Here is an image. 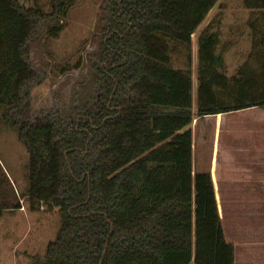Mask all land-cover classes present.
Wrapping results in <instances>:
<instances>
[{"label":"trees","instance_id":"obj_1","mask_svg":"<svg viewBox=\"0 0 264 264\" xmlns=\"http://www.w3.org/2000/svg\"><path fill=\"white\" fill-rule=\"evenodd\" d=\"M71 1L51 0L47 11L0 0V104L30 156L20 195L0 165V216L21 208V196L33 211L59 207L61 226L37 264H236L218 179L245 172H223L219 155L212 170L195 173L191 126L196 117L264 110V0H243L254 13L257 67L229 76L212 21L199 34L196 110L193 37L219 0H104L93 101L77 99L74 116H32L30 86L43 73L31 45L43 23L52 36L63 30ZM174 42L188 51L184 69L173 66Z\"/></svg>","mask_w":264,"mask_h":264},{"label":"rangeland","instance_id":"obj_2","mask_svg":"<svg viewBox=\"0 0 264 264\" xmlns=\"http://www.w3.org/2000/svg\"><path fill=\"white\" fill-rule=\"evenodd\" d=\"M20 1L29 6L51 10V0ZM233 2L227 4V9L222 10L227 14L228 25L232 23L230 15L242 11L243 8L239 1ZM103 3L104 0L69 2L64 28L57 36H52L48 32L51 23H43L40 38L31 45L30 53L33 63L43 73L42 79L34 81L30 86L32 116L54 110H60L63 116H74L76 112L73 107L77 99L83 103L93 101L96 89L91 57L100 51L102 41L100 31L103 26L101 16L105 13L102 10ZM219 11L221 10L216 9L215 12ZM233 25L234 23L231 26ZM198 36L199 33L194 34L192 47V74L195 75L194 110L197 109L198 59L195 47L198 48ZM172 47L173 66L183 69L188 67V51L185 45L174 42ZM228 57L236 55L229 53ZM228 57L227 59H230ZM78 63L81 66L77 68ZM66 68L69 69L64 71ZM238 69L226 67V73L232 76ZM6 111L7 106L0 104V165L8 177L11 175L13 183L19 187L17 193L20 195L29 185L30 156L18 138V127L5 120ZM245 113L247 112L238 111L231 114L230 123L238 125L240 115ZM200 123L201 119L197 117L194 172L209 169L210 165L207 163L212 161L214 133L209 123L213 124L214 120L206 122L205 126H200ZM242 135L239 132L238 136ZM197 159H200L202 164H198ZM244 178L246 177L237 179H243L244 182ZM237 184L239 185L237 196H224L225 234L236 246V264H264V197L246 196V184ZM222 188L224 191L225 187ZM20 202L23 210L17 212L5 210L0 216V264H37L38 260H44L48 244L56 238L61 226L59 207L43 204L40 210L33 211L27 199L21 196Z\"/></svg>","mask_w":264,"mask_h":264},{"label":"crops","instance_id":"obj_3","mask_svg":"<svg viewBox=\"0 0 264 264\" xmlns=\"http://www.w3.org/2000/svg\"><path fill=\"white\" fill-rule=\"evenodd\" d=\"M223 1L219 0L218 3L212 8V10L207 15L206 19L200 24L195 35L201 33V31L211 23L215 32L219 34V42L217 44L216 50L223 54L224 65L226 67L239 68L243 64L251 66H258V63L250 61L249 56L253 52V24H254V13L245 8L243 5V0H237L242 3V11L230 15V20L232 23L228 25L226 23L227 14L224 11L227 9V4L234 3V0ZM52 5V4H51ZM216 9L221 11L215 12ZM213 13V15H212ZM233 18L235 20H233ZM238 20V21H237ZM234 23L233 26H231ZM226 28V29H225ZM194 40V38H193ZM196 51L197 48L195 47ZM229 53H235L236 57H228ZM230 58V59H227ZM234 58V60L232 59ZM233 61V63H231ZM183 69V68H182ZM193 80L195 75L192 74ZM256 110V111H255ZM238 111H245L247 115H240L237 123L238 125L231 124L232 120L229 116ZM200 126H205L206 122L212 125V130L214 133L213 150H212V161L207 163L209 169H204L203 171L212 170L215 162L218 163L219 155L223 156L226 160L224 161L225 166L223 167V172H232L233 168L242 169L245 172L244 182L243 179H237L232 176H224L218 179V188L221 196L223 210H225L224 196H237L239 185L237 183L246 184L247 193L246 196L252 197H264V110L262 109H241L237 111L220 113L218 115H207L204 118H200ZM211 120V121H210ZM231 122V123H230ZM246 122V123H245ZM245 123V124H243ZM197 117L195 118L191 127H193L194 133V164H196V135L198 134ZM200 128V127H199ZM197 129V130H196ZM210 129V128H209ZM242 133V136L238 134ZM204 136V135H203ZM227 137V138H226ZM233 151V152H232ZM197 159L198 164H202V161ZM244 166V167H242ZM197 171H195L196 173ZM9 178L12 184L11 175ZM225 187L224 191L223 188ZM18 192L17 186H15ZM21 208L15 209L21 211ZM7 211V210H6ZM10 211V210H8Z\"/></svg>","mask_w":264,"mask_h":264}]
</instances>
